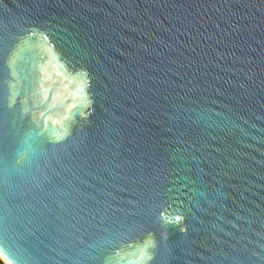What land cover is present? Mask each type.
I'll return each mask as SVG.
<instances>
[{
    "label": "water",
    "instance_id": "obj_1",
    "mask_svg": "<svg viewBox=\"0 0 264 264\" xmlns=\"http://www.w3.org/2000/svg\"><path fill=\"white\" fill-rule=\"evenodd\" d=\"M5 264H264V0H0Z\"/></svg>",
    "mask_w": 264,
    "mask_h": 264
},
{
    "label": "clouds",
    "instance_id": "obj_2",
    "mask_svg": "<svg viewBox=\"0 0 264 264\" xmlns=\"http://www.w3.org/2000/svg\"><path fill=\"white\" fill-rule=\"evenodd\" d=\"M0 264H4V261L2 258H0Z\"/></svg>",
    "mask_w": 264,
    "mask_h": 264
},
{
    "label": "built area",
    "instance_id": "obj_3",
    "mask_svg": "<svg viewBox=\"0 0 264 264\" xmlns=\"http://www.w3.org/2000/svg\"><path fill=\"white\" fill-rule=\"evenodd\" d=\"M5 264V263H4Z\"/></svg>",
    "mask_w": 264,
    "mask_h": 264
}]
</instances>
